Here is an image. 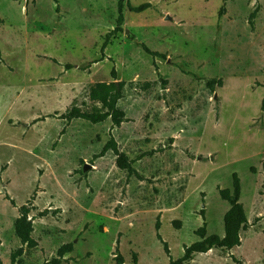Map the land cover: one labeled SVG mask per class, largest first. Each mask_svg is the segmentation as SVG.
I'll list each match as a JSON object with an SVG mask.
<instances>
[{"label": "rangeland", "instance_id": "1", "mask_svg": "<svg viewBox=\"0 0 264 264\" xmlns=\"http://www.w3.org/2000/svg\"><path fill=\"white\" fill-rule=\"evenodd\" d=\"M126 1L150 8H125L102 51L117 0H0V264H52L66 244L60 264H116V249L123 264H168L156 222L173 260L203 222L223 237L233 174L240 246L184 264H264V0ZM113 71L119 127L61 118L90 110V87ZM111 139L133 175L101 156ZM22 206L37 246L12 263Z\"/></svg>", "mask_w": 264, "mask_h": 264}, {"label": "trees", "instance_id": "2", "mask_svg": "<svg viewBox=\"0 0 264 264\" xmlns=\"http://www.w3.org/2000/svg\"><path fill=\"white\" fill-rule=\"evenodd\" d=\"M127 9L130 13L140 14L150 8L148 3H144L138 6H132L126 0H117V18L115 21L114 29L109 32L105 38L101 50L103 51L107 45L111 43L113 39L122 32V25L124 22L123 10ZM142 50L152 58L164 59V55L157 52L150 51L144 44H141ZM67 70L72 69L70 65L65 66ZM113 81L110 83H96L90 87L88 98L93 104L90 110H81L79 107L73 106L64 115L62 119L72 120L81 119L91 124H100L110 119L113 126L119 127L124 121L125 115L122 110L117 106L118 102L123 98L124 82H115L116 77L114 71L112 72ZM221 81H219V84ZM213 81L208 83V87L212 89ZM261 110L264 111V100L262 101ZM111 150L116 156V166L122 171H126L128 175L135 173L132 168V161L128 157L118 150L116 142L111 139L106 143L102 149L101 156L107 151ZM219 196L221 200L229 204V209L223 217L224 235L220 237L218 235L206 234V223L203 222L202 226L195 231V235L200 238V241L194 242L188 247L184 248L183 256L177 260H173L170 257L169 248L166 242H164L160 236L159 221L155 224L156 239L162 245L165 254L169 257L168 264H184L192 259L194 254H205L212 249L230 250L234 247L240 246V231L247 224V219L242 204L239 202L240 198V182L236 174L232 175V189H220ZM30 209L26 206H22L19 210V218L15 223V234L20 240L21 247L11 254V262L14 263L17 257L23 254V247L27 249H33L37 246L36 242L32 238L33 227L32 220L29 219ZM203 216V211H201ZM73 250L72 244H66L60 247L57 251V259L53 260L52 264H60V259L66 254L71 253ZM134 255V263L136 262ZM114 261L116 264H123V258L118 254V249L114 254ZM235 264H239L238 261L233 259Z\"/></svg>", "mask_w": 264, "mask_h": 264}]
</instances>
